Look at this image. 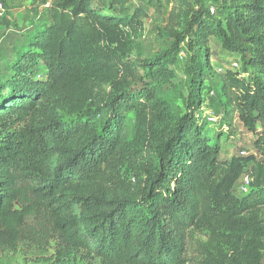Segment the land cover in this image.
I'll use <instances>...</instances> for the list:
<instances>
[{"label":"trees","instance_id":"16d2710c","mask_svg":"<svg viewBox=\"0 0 264 264\" xmlns=\"http://www.w3.org/2000/svg\"><path fill=\"white\" fill-rule=\"evenodd\" d=\"M176 1L185 9L170 14V25L183 17L182 33L169 25L173 53L193 50L197 85L192 112L162 128L155 87L103 90L118 54L137 47L134 34L147 12L131 0H111L106 9L91 0L28 1L34 13L46 6L50 21L0 67V257L52 240L54 263L79 257L85 264H264V188L232 191L256 159L219 160L194 116L208 39L216 37L241 62L239 70L220 73L224 106L255 135L264 167V0H214L218 19L201 4L195 11ZM0 3L6 16L8 0ZM168 63L175 61L137 64L166 87ZM121 65L132 76L134 66ZM129 110L149 114V148L157 155L147 152L145 179L134 186L115 170L129 154ZM194 234L205 240L191 257Z\"/></svg>","mask_w":264,"mask_h":264},{"label":"rangeland","instance_id":"374dc122","mask_svg":"<svg viewBox=\"0 0 264 264\" xmlns=\"http://www.w3.org/2000/svg\"><path fill=\"white\" fill-rule=\"evenodd\" d=\"M10 1V2H9ZM29 0H8L9 10L6 13L3 24L11 23L7 17L14 14L16 18L20 12L19 9L25 8ZM92 4L97 7L106 9L110 7L111 0H91ZM191 10H198L199 4L207 11L209 18L218 19L215 12L210 11L215 7L214 0H187ZM133 7H141L148 13L147 19L142 22V29L137 31L134 36L137 37V47L127 51L125 55L118 54L116 74L112 75L111 81H108L103 90L106 93L124 94L138 93L139 88L155 87L156 96L160 101L165 115L159 124V128L171 121L175 116H182L192 112L190 108V99L193 95L191 88L195 89L196 81L191 82L192 74L196 71V57L192 49L184 48L183 51L174 55L172 43L173 38L170 36V29L182 33L183 22L181 17L175 19L170 25V14H180L182 8L176 0H131ZM24 11V10H23ZM24 12H27L26 10ZM42 17H44L42 15ZM12 19V18H11ZM5 22V23H4ZM8 24V25H9ZM170 25V26H169ZM208 64L201 71L202 90L197 94V98L202 103L201 129L209 139V145L217 147L219 160H229L232 156L245 157L253 155L256 159L245 168V172L251 176L252 185L249 187L250 193L264 188V167L261 165V157L254 148L255 135L249 130L245 123L239 118L238 114L224 106V98L219 92L222 75L219 69H227L233 62H240L238 55L228 53L224 50L220 40L216 37L208 39L207 45ZM164 58L166 61H175L174 64L168 63V71L172 72L170 83L166 87H161L157 80L147 70H142L138 62L153 58ZM174 57V58H172ZM132 62V64H131ZM122 63L133 65L132 76L129 69H124ZM202 66L205 64V58L201 61ZM157 82V83H156ZM215 95L211 96L210 93ZM205 107L216 118L213 123H208L205 119L202 108ZM150 107V104L148 105ZM129 110L125 115V123L128 128L127 154L124 158L116 161V171H119L121 178L130 186L139 184L145 179V169L147 161V152L149 158L155 159L157 155L150 150L151 133L149 114ZM260 130L259 126H256ZM233 194L238 195L237 187L233 188ZM203 235L194 234L188 243V253L193 256L195 245L204 241ZM195 246V247H194ZM54 243L49 240L39 245L21 244L16 253L3 254L0 257V264H85L80 261L79 257H74L63 263H54L52 259ZM194 247V248H193ZM264 251V250H263ZM264 254V253H263ZM263 259L264 256L262 255ZM93 264H97L94 262Z\"/></svg>","mask_w":264,"mask_h":264},{"label":"crops","instance_id":"0c3cea01","mask_svg":"<svg viewBox=\"0 0 264 264\" xmlns=\"http://www.w3.org/2000/svg\"><path fill=\"white\" fill-rule=\"evenodd\" d=\"M19 12L20 13L17 14L18 16L14 19V14L7 17L14 26H12L11 23L4 25V19L0 23L2 36V41L0 43V67H2L5 62H11L12 58L22 51L27 45L28 40L38 32L40 27L50 21L46 6L40 7L38 11L34 13L31 12L28 5H26L25 8L19 9ZM42 15L44 17H42Z\"/></svg>","mask_w":264,"mask_h":264},{"label":"built area","instance_id":"2783aa9c","mask_svg":"<svg viewBox=\"0 0 264 264\" xmlns=\"http://www.w3.org/2000/svg\"><path fill=\"white\" fill-rule=\"evenodd\" d=\"M136 7H138V5H136ZM210 11H212V13L215 12L213 8H211ZM4 17H5V11L3 9V6L0 3V23L4 19ZM1 41H2V36H1V29H0V43H1ZM228 68L231 70L237 71V70H239V63L233 62L229 65ZM223 70L224 69H219L218 72L221 73ZM210 95L214 96L215 93L212 91L210 93ZM200 111H201V106L199 107V109L194 114L195 119L199 125L202 124L201 119L199 118V112ZM202 111L204 112L205 119L208 123H213L216 121V118L214 117V115H212L210 112H208L205 107L202 108ZM243 155H244V153L241 154V156H243ZM251 183H252V178L247 173H243L235 184V187H237L238 196L246 194L249 190Z\"/></svg>","mask_w":264,"mask_h":264}]
</instances>
